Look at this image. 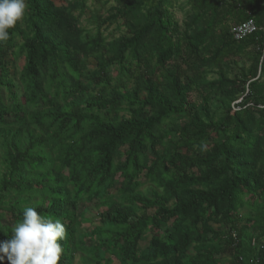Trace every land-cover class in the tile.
<instances>
[{
    "label": "trees",
    "instance_id": "obj_1",
    "mask_svg": "<svg viewBox=\"0 0 264 264\" xmlns=\"http://www.w3.org/2000/svg\"><path fill=\"white\" fill-rule=\"evenodd\" d=\"M89 1L25 0L0 42V244L33 207L60 264H264L262 31H230L264 0Z\"/></svg>",
    "mask_w": 264,
    "mask_h": 264
},
{
    "label": "clouds",
    "instance_id": "obj_2",
    "mask_svg": "<svg viewBox=\"0 0 264 264\" xmlns=\"http://www.w3.org/2000/svg\"><path fill=\"white\" fill-rule=\"evenodd\" d=\"M25 9V0H0V42L7 43L8 29L23 21ZM12 231L11 239L0 244V264H60L63 248L59 241L66 240L65 225L60 219L42 216L28 207Z\"/></svg>",
    "mask_w": 264,
    "mask_h": 264
},
{
    "label": "rangeland",
    "instance_id": "obj_3",
    "mask_svg": "<svg viewBox=\"0 0 264 264\" xmlns=\"http://www.w3.org/2000/svg\"><path fill=\"white\" fill-rule=\"evenodd\" d=\"M56 2V4L61 5L62 4V0H54ZM186 0H179L178 3L183 2L185 3ZM89 6H91V8H95L96 6H99L98 4H96L93 0L89 1ZM95 5V6H94ZM175 13L177 15V17L179 19H182V14L178 9H175ZM91 14L87 13L84 15L83 21L84 24H86V18L89 17ZM104 33L105 34H113V35H118L119 32L116 30L115 26H108L106 28H104ZM237 62H239V64H243L242 59L237 58ZM24 64L23 60H20L17 63V66L19 68H22ZM235 67V66H233ZM11 72L13 73L15 71L14 66H11ZM236 72V68H233V70L231 71V75H234V73ZM212 77H214V75H210L209 78L212 79ZM189 101V103H191L190 105L193 106H199L200 105V99L197 95L195 94H191L188 98H187V102ZM238 100H235L234 102H232V106H235ZM79 216H81L82 218H85L86 220L83 223V228L86 230H89L90 227L96 225L97 223H99V216H98V212L97 210H95V208H88L86 207L84 204H81L80 209L78 211ZM218 228V226H216ZM144 246H146V241L141 242L140 247L143 248ZM2 264H6V262H3ZM75 264H82L81 260L79 259V257L77 258ZM105 264H119V262L115 259L113 260H107L105 261Z\"/></svg>",
    "mask_w": 264,
    "mask_h": 264
},
{
    "label": "built area",
    "instance_id": "obj_4",
    "mask_svg": "<svg viewBox=\"0 0 264 264\" xmlns=\"http://www.w3.org/2000/svg\"><path fill=\"white\" fill-rule=\"evenodd\" d=\"M231 34L233 35L234 39L240 41L244 38H246L247 36L251 35V34H254V33H257L258 31H262V52H263V56H262V59L261 61L264 60V18L262 20V23L260 25H258L256 23L255 20L253 19H249L241 24H236V25H233L231 27ZM241 99H239L237 101L240 102ZM237 108H234V111L236 110ZM239 109V108H238ZM258 261L256 260H251V264H257Z\"/></svg>",
    "mask_w": 264,
    "mask_h": 264
}]
</instances>
